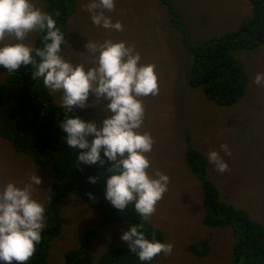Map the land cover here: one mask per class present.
<instances>
[{
  "label": "rangeland",
  "instance_id": "obj_1",
  "mask_svg": "<svg viewBox=\"0 0 264 264\" xmlns=\"http://www.w3.org/2000/svg\"><path fill=\"white\" fill-rule=\"evenodd\" d=\"M73 1V10L59 26L66 38L67 44L62 46L66 59L91 67L99 53L87 52L89 41H126L140 53V64L155 66L159 93L140 98L145 116L139 131L150 132L154 139L147 154L149 173L167 174L170 181L147 221L160 231L162 242L174 247L171 255L161 253L149 264H233L238 223L209 227L202 222V185L186 154L195 150L201 155L202 173L216 185L223 202L264 227V83L254 82L257 74L264 73V45L229 49L246 75L244 93L231 105L208 99L200 86L190 85L189 73L192 47L236 29L252 13L249 0H115V10H105V15L114 23L120 21L123 31L93 24L91 13L84 7L91 0ZM32 3L46 12V0ZM39 32L29 33L24 43L33 47ZM15 42L13 36L6 35L3 43ZM8 73L0 66V81ZM43 86L55 102L62 104V91ZM95 100V94H90L88 107L73 110L81 119L103 127L104 119L113 113L106 109L109 101L92 106ZM222 144L228 145L230 156L220 148ZM211 150H217L228 163L227 172H218L209 162ZM33 174L42 178L40 186L33 185V198L44 205L53 182L52 167L35 165L27 153L14 149L0 136V189L9 182L22 187ZM59 211L61 229L50 241L46 264H64V254L76 248L84 232L94 230L100 222L98 209L72 192L62 198ZM132 225L110 222L98 228L89 244L90 252L99 256L110 248L127 246L121 236Z\"/></svg>",
  "mask_w": 264,
  "mask_h": 264
},
{
  "label": "clouds",
  "instance_id": "obj_2",
  "mask_svg": "<svg viewBox=\"0 0 264 264\" xmlns=\"http://www.w3.org/2000/svg\"><path fill=\"white\" fill-rule=\"evenodd\" d=\"M84 7L91 13L93 24L123 31L120 21L114 23L105 15V10H115V0H91ZM33 31H46L43 47L24 43ZM6 35L13 36L17 42L4 44ZM65 44V34L57 27L52 14L36 7L32 0H0V66L12 73L19 71L22 65H32L33 79L42 77L48 89L62 91V106L67 111L60 126L67 134V146L85 150L79 151L78 161L88 165L103 164V150L104 157L111 162L106 199L121 211L134 203L136 212L146 220L156 211L170 181L167 174L149 173L151 161L147 154L152 151L154 139L150 132L139 131L145 116L140 98L159 93L155 66L140 64V53L126 41L106 40L99 44L87 43V52L99 55L94 64L86 68L62 55ZM254 82L264 83V73L257 74ZM93 93L96 100L92 106L106 100L109 101L107 111L113 113L104 119L103 127H97L95 121L68 115L74 107H88L89 96ZM90 135L94 136L91 141ZM220 148L231 155L227 144ZM208 160L220 173L229 170L228 163L217 150L208 153ZM89 179L92 183L96 181L95 177ZM41 183V176L33 174L29 183L22 187L9 182L0 189V261L4 264H26L42 239L46 209L32 195L33 185ZM142 228V223L132 225L121 236L140 261H152L161 253L172 254V243L161 242L155 235L147 239Z\"/></svg>",
  "mask_w": 264,
  "mask_h": 264
},
{
  "label": "trees",
  "instance_id": "obj_3",
  "mask_svg": "<svg viewBox=\"0 0 264 264\" xmlns=\"http://www.w3.org/2000/svg\"><path fill=\"white\" fill-rule=\"evenodd\" d=\"M46 13L52 14L59 26L74 8L73 0H46ZM252 13L236 29L221 37L196 44L192 47L189 83L200 86L204 95L219 105H231L243 95L246 75L237 61L228 53L231 48L253 49L264 45V0H249ZM58 13V14H57ZM39 32L33 47H43V36ZM37 60L39 58L37 57ZM32 65H22L19 71L8 73L0 81V136L16 150L27 153L35 165L52 167L53 182L48 200L44 204L46 227L36 251L26 264H46L47 250L51 239L61 229L59 205L68 193L81 196L90 206L98 209L100 222L94 230L84 232L79 245L64 254V264H149L140 261L129 245L110 248L99 256L90 252L89 244L94 232L110 222L127 221L139 226L147 239L155 238L162 242L163 236L142 219L136 212L134 203L124 210L115 208L106 199L108 169L111 162L104 157L103 164L88 165L78 161L79 151L67 146L66 133L61 122L67 111L62 104L54 101L45 90L42 80L33 79ZM79 116L76 111L68 113ZM91 141L94 136H89ZM189 165L197 173L202 185V222L209 227L236 221L239 235L233 246V264H262L264 262V227L246 213L235 210L219 197L216 185L202 173L203 158L195 150L186 154ZM198 162H200V167ZM95 177V183L90 181ZM241 232V234H240ZM191 251L194 252L192 247ZM15 263V262H14Z\"/></svg>",
  "mask_w": 264,
  "mask_h": 264
}]
</instances>
